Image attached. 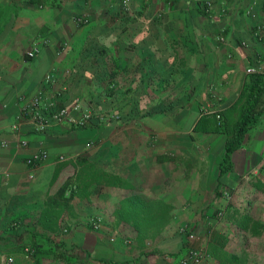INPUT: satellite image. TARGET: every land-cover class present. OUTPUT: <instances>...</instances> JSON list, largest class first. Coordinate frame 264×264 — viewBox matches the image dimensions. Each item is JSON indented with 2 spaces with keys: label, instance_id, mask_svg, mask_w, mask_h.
Listing matches in <instances>:
<instances>
[{
  "label": "crops",
  "instance_id": "crops-1",
  "mask_svg": "<svg viewBox=\"0 0 264 264\" xmlns=\"http://www.w3.org/2000/svg\"><path fill=\"white\" fill-rule=\"evenodd\" d=\"M164 7L163 0H128L125 8L120 0H0V264H179L183 231L193 234L200 264H264V113L218 179L223 136L192 132L202 115L233 105L245 68L264 77V46L252 35L259 28L264 38V0ZM101 35L105 60L118 66L114 77L134 80L120 101L100 102L98 110L121 118L38 133L20 108L46 75L54 80L47 96L64 86L63 105L78 99L92 110V89L76 70L85 40ZM38 151L47 159L27 166ZM81 167L119 183L75 180ZM126 206L164 211L165 227L138 238L132 226L140 218L114 214ZM94 217L96 231L88 225Z\"/></svg>",
  "mask_w": 264,
  "mask_h": 264
},
{
  "label": "trees",
  "instance_id": "trees-1",
  "mask_svg": "<svg viewBox=\"0 0 264 264\" xmlns=\"http://www.w3.org/2000/svg\"><path fill=\"white\" fill-rule=\"evenodd\" d=\"M124 20H128L124 17ZM102 39L99 41V39ZM98 37H89L85 40L80 51V65L77 66V71L82 72L81 80L87 81L92 92L89 93L88 102L93 104L91 112H100V102L107 101H120V92L123 86L134 84L133 81L120 82L122 77H114L115 70L118 66L111 60H105L107 50L103 45L104 35ZM99 41V42H98ZM110 58H108L109 60ZM91 70V76L86 73ZM107 75L108 77H105ZM93 76V77H92ZM130 90L127 89L126 92ZM130 99V97H129ZM90 108V107H89ZM264 113V77L256 74L249 75L245 84L239 91L237 98L233 105L223 112H214L211 114L202 115L195 123L192 132L206 133V134H219L223 136L222 154L217 163L218 176L217 179L224 175L231 168L230 157L244 142L247 132L256 124L259 117ZM120 119L121 115L116 111ZM216 116L218 118L216 119ZM80 174L75 176H84L93 184L100 187L103 186H116L119 183L118 177L105 173L100 169H93L91 167H81ZM90 175L88 176V174ZM219 182H217V185ZM65 187L60 189L62 193ZM215 196L220 197V191L215 190ZM129 206V205H128ZM164 211L150 210V209H136L125 207L117 209L114 214L123 218L139 217L138 224L132 226L138 238H147L149 235L158 233L165 227ZM46 217V215H45ZM136 222V221H135ZM39 228L45 232L55 234L59 227L55 225L39 224ZM59 231V230H58ZM152 233V234H151ZM190 232L184 231L185 238ZM48 246L52 249H61L60 252L64 253L63 248L56 244L50 238L45 239ZM55 252V251H54ZM60 253H54L52 259H60Z\"/></svg>",
  "mask_w": 264,
  "mask_h": 264
},
{
  "label": "built area",
  "instance_id": "built-area-1",
  "mask_svg": "<svg viewBox=\"0 0 264 264\" xmlns=\"http://www.w3.org/2000/svg\"><path fill=\"white\" fill-rule=\"evenodd\" d=\"M165 9L168 10L172 5L173 0H163ZM128 0H120L122 8H125ZM78 24L86 22L83 18L76 19ZM256 42L264 46V38L259 32V28L255 29L252 33ZM217 41L221 42L222 38L217 37ZM243 45V43L241 44ZM34 50H29L25 53V57L32 58L34 56ZM258 69L254 67H247L244 69L246 75L256 74ZM42 86L37 92L26 102L21 105L20 115L27 119L33 125V128L38 133L44 132L51 124H65L68 127L81 129L86 127L90 122L96 121L102 123L104 119L101 116L93 114L89 109L82 105L78 99H74L68 106L61 103L63 95L66 93V88L61 86L53 96H47L44 88L47 85H52L54 80L51 76L46 75L42 80ZM110 120L118 119V115H110ZM218 116H216V119ZM108 122V121H106ZM105 122V123H106ZM24 145V142H20ZM91 143L86 146H90ZM47 159V153L45 151H38L30 155L25 159V164L29 167H35ZM59 159H62L59 157ZM100 219L97 217L91 218L88 221V225L91 230L96 231L99 228ZM182 232V229H181ZM184 232V231H183ZM182 232V233H183ZM194 236L189 233L184 238V252L179 260V264H200L203 259L202 252L193 246ZM24 252H28L24 249ZM7 259V262H10Z\"/></svg>",
  "mask_w": 264,
  "mask_h": 264
},
{
  "label": "rangeland",
  "instance_id": "rangeland-1",
  "mask_svg": "<svg viewBox=\"0 0 264 264\" xmlns=\"http://www.w3.org/2000/svg\"><path fill=\"white\" fill-rule=\"evenodd\" d=\"M94 114H96V115H98V116H101L103 119H104V121H102V123H104V122H106V121H110V119L111 118H109V116L110 115H113V114H115V110H113V111H111V110H109V111H101V112H94ZM116 115V114H115ZM118 115V114H117ZM117 120V119H116ZM107 123V122H106Z\"/></svg>",
  "mask_w": 264,
  "mask_h": 264
}]
</instances>
